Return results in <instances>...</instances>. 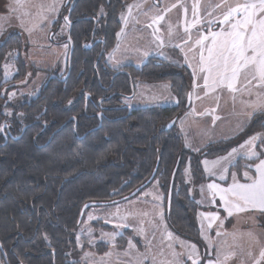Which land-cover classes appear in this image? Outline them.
Masks as SVG:
<instances>
[{"label": "trees", "instance_id": "1", "mask_svg": "<svg viewBox=\"0 0 264 264\" xmlns=\"http://www.w3.org/2000/svg\"><path fill=\"white\" fill-rule=\"evenodd\" d=\"M114 41L115 37L110 36L106 51L114 46ZM24 46L20 35L6 37L0 43V67L14 48ZM97 52V49L88 52L76 48L69 77L63 82H52L44 89V93L61 95L46 99L47 113L43 120L59 131L45 147L34 146L31 136L35 129L31 131L29 127L19 139L9 140L0 147V260L4 264L3 253L8 264H79L71 261L67 252L75 247L77 220L83 204L129 194L150 177L157 162L154 179L148 185L158 182L168 227L180 236L199 241L194 217L200 206L189 194L184 168L190 160L195 164L196 174L203 173L199 159L218 156L231 143L219 141L194 154L184 147L176 124L166 130V125L187 109L191 73L186 66L156 57L149 58L131 76L144 83L169 82L171 92L178 99L177 105L135 109L124 117L103 120L100 128L92 131L98 122L95 116H87L91 109L84 112L80 105L82 98L75 104L71 95L90 92L97 97L102 94L96 80L91 81L97 77L93 68ZM84 56L93 58L83 62ZM97 71L102 81H108V77H103L101 66ZM107 71L112 74L114 70ZM1 72L0 92L5 88ZM121 77L114 79L113 86L129 92L127 79L122 84ZM56 99L61 105L52 103ZM68 101L72 103L66 106ZM0 102V108L11 107ZM17 105V111L22 110L16 116L19 130L34 120V114L22 101ZM70 116L77 118L76 133L74 122L67 121ZM262 125L264 112H257L241 137L264 132ZM256 162L257 159L249 161Z\"/></svg>", "mask_w": 264, "mask_h": 264}, {"label": "rangeland", "instance_id": "2", "mask_svg": "<svg viewBox=\"0 0 264 264\" xmlns=\"http://www.w3.org/2000/svg\"><path fill=\"white\" fill-rule=\"evenodd\" d=\"M59 1L21 0L22 6H17L14 0H0V17L3 18L0 19V43L10 33L18 32L23 36L27 45L28 51L24 53V56L30 63L50 68L56 62L53 56L58 54L62 57L61 69L64 68V52L61 53L60 48L62 50H67V48L64 45L58 46L50 40L54 24L57 22L54 18L58 11ZM156 1L159 6H154L151 15L143 14L140 19L130 21L136 28L130 30L129 20L125 15L123 16L125 25L121 32H118L120 35H117L115 47L107 54V64H110L112 68L124 64L140 68L149 58L156 57L177 66H186L191 73L190 107L183 111L174 123L177 126L176 132H179L183 138L184 147L194 154H199L210 144L219 141L231 143L222 154L199 159L198 164L203 173L196 174L193 168L195 164L190 163V160L184 168L189 194L200 206L194 217L199 231V241L180 236L168 227L164 213V196L158 182L154 181L132 198L87 209L76 229L75 247L70 248L67 255L71 261L79 264H138L141 259L140 254L148 256L144 264H153V257L156 264H161L162 261L173 260V253L177 254L175 259L178 264H193V260L196 264H209V261L215 262L218 258L220 264H255L261 249H264L263 216L259 217L253 212L237 213L234 211L229 216L220 198L210 195L211 190L208 191L207 185L209 183L220 185L229 179L232 171L236 174L240 173L239 171L244 173L243 167L252 165L249 161L254 157H247L245 155L247 148H240V145L248 139L241 137L248 125L243 131L236 129L237 125L245 124L249 120L248 117L245 118L244 113L250 109L246 108L241 101L255 100V93L264 92V88H258L257 81L252 80L253 94L249 96L244 88L246 80L251 79V76L242 75L237 84L240 91L232 93L224 87L209 93L203 87L204 81L200 72L197 70L195 77L193 76V69L197 68L199 60V47L195 46V42L201 34H207V19L222 18L225 9H214V6L221 3V0ZM228 2L235 4L236 2L243 3L245 0H228ZM10 4L15 9L14 11H10ZM53 4H55V10H49ZM194 4L197 5L195 18L203 19L205 23H193ZM208 13L213 15L209 17ZM157 16L163 19L155 21ZM143 24L151 26L150 33L143 32L141 27H137ZM186 27L188 31H185ZM59 29L61 31H55L52 39L64 34L63 22ZM212 30L219 31V24H213ZM161 40L163 44L160 43ZM185 41L190 42L185 43ZM39 48H43L41 52ZM49 48H59V51H50ZM145 52L148 53L147 56L144 55ZM189 64L192 66L190 67ZM0 71H2V82L4 84L11 82L10 79L16 72L14 55H7L4 63L1 64ZM60 71L63 72V70ZM42 80L43 77L38 75L37 81L33 84L20 85L17 90L10 91L6 100H10L13 104L21 101L23 94L37 92ZM194 83L198 86L194 87ZM134 86L135 93L132 99L125 101L132 109L175 106L178 103L167 81L156 83L135 81ZM0 109V116L6 118L8 109ZM203 114H206V117H202ZM214 117L218 119L214 120ZM219 120L221 121L218 123ZM257 142H259V147L257 148V145L255 149L257 154L264 155V144ZM233 148L238 151L232 163L227 165V172H224L220 165L212 163ZM204 161H208V164L205 165ZM221 174L224 175V179H220ZM202 187L203 193L201 192ZM201 213H218L219 219L211 221V227H209V219ZM246 225L249 227L248 232H243V238L235 239L234 236L237 237V235H232V233L241 230L242 226ZM102 226H107L108 229ZM113 233H115L114 236L111 235ZM130 240L134 247L129 246ZM220 240L223 254H220L219 247L214 249ZM191 245L196 246L195 250ZM225 256L229 257L227 261L224 260Z\"/></svg>", "mask_w": 264, "mask_h": 264}, {"label": "flooded vegetation", "instance_id": "3", "mask_svg": "<svg viewBox=\"0 0 264 264\" xmlns=\"http://www.w3.org/2000/svg\"><path fill=\"white\" fill-rule=\"evenodd\" d=\"M154 6H159L158 1L62 0L58 6L59 10L56 19L58 23L52 30L53 33L50 35V40L58 46L64 45V47L67 48V50H62V48H60L61 53L64 52V68L61 69L62 57H60L58 54L57 56H53L56 62L50 68H45L34 65L25 58L24 53L28 51L26 43L24 48H14V50L11 52V55H14V65L16 68V72L10 79L11 82L5 83V88L1 89L3 91L0 92V101H3L5 104L11 105V107L7 110L8 116L6 118H2V116H0V126L3 127V130L0 131V147L4 146L9 140L19 139L25 133L27 127H29L31 131L35 129L31 137L36 148L45 147L47 143L50 142L54 133L59 131V128H50L43 119L47 113L45 105L48 102L46 99L50 97L58 98L61 95L44 93L43 91L50 83L55 81L63 82L69 77L73 63V55L76 48H81L82 50L88 52L95 49L98 50L95 58H87V56H84L82 60L83 62H85V60L87 59H94L93 68L97 77L96 79H92L91 81L92 83H94V81L96 80V82L102 88V94L98 95L97 97L93 96V94H91L90 92L72 94L71 101L77 104L78 101H80L82 98V103L80 104L79 102V104L82 105L83 111L86 112L87 110L91 109L90 113L87 114V116H95L98 125L100 126L103 120L118 119L130 114L132 110H135L130 108L125 101L132 99L133 94L135 93L134 83L138 80L132 77L131 73H133V71L138 68H134L133 66H131V64H124L116 68H111L110 65L107 64V54L108 52H111L113 50L112 48L115 47L117 43V33L121 32V29L125 25V17L123 18V16L125 15L129 20V29L131 30L132 28L136 27H133L130 21L140 19L143 14L151 15ZM65 17H68L67 21L65 20ZM62 22L65 27V32L63 35H60L59 38H53L55 40L54 42L52 36L56 33L55 31H61L59 27ZM137 27H141L143 32L150 33L151 26H149V24H143V26ZM14 34L21 36V34L18 32H14L10 35ZM110 36L115 37L114 46L106 51L105 48L108 45ZM71 48L72 51L69 62V53ZM42 49L43 48H39V52H41ZM49 50L57 52L59 51V48H49ZM54 52H52V54ZM98 66H101V68L104 70L103 77H108V81L101 80V76L97 71ZM109 68L114 70L112 71V74L107 71V69ZM60 70H63V72L61 73ZM38 75H41L43 77L39 90H37V92L23 94L21 100L25 108L31 107V109H29V112L34 114V120L29 123H25L18 130V121L16 119V116L21 115L22 110L17 111L18 102L13 104L10 102V100L7 101L6 98L9 95L10 91L17 90L20 85L27 86L33 84L34 81H37ZM119 75L122 76V84L125 83V78L127 79V82L129 84V92H124L123 90H120L117 87L113 86L114 79ZM63 77H65L64 80H62ZM71 101H68L66 103V106H69L72 103ZM52 103L55 105H61L59 99H56ZM12 106H14V108H12ZM78 108L80 107L78 106ZM108 113L109 116L107 115ZM110 114H114V116H110ZM98 115H100V117ZM71 117L74 116H70L67 121L70 122L72 120L74 122L73 132L76 133L77 120H73L71 119ZM21 121L23 122V120ZM95 129L96 128L92 129V131ZM89 130L87 131L89 132ZM83 137L84 136H82V138ZM3 259L5 260V264H8L6 256L4 254ZM0 264H4V262L0 260Z\"/></svg>", "mask_w": 264, "mask_h": 264}, {"label": "snow or ice", "instance_id": "4", "mask_svg": "<svg viewBox=\"0 0 264 264\" xmlns=\"http://www.w3.org/2000/svg\"><path fill=\"white\" fill-rule=\"evenodd\" d=\"M17 6H22L21 0H14ZM174 7V6H173ZM224 8L222 18L207 19L208 25L207 34H201L199 39L196 40L195 46L199 47V60L197 68L193 69V76L195 77L197 70L202 75L204 84L203 87L207 89V92H214L216 89L226 87L230 92L236 93L240 91L237 84L242 75L251 76V79L246 80L244 90L248 92L249 96L253 93L252 80L257 81L258 88H264V0H245V2H236L231 4L228 0H221L214 6V9ZM10 11L15 9L10 4ZM49 10H55V4L50 6ZM194 21L193 23H205L203 19L195 18L197 13V5H193ZM213 14L208 13L211 17ZM0 19H3L0 17ZM163 19L161 16H157L155 21ZM68 20V17H65ZM154 21V22H155ZM218 23L220 26L219 31H213V24ZM150 26V25H149ZM188 31V28H185ZM171 34V29H170ZM119 36L120 33H117ZM159 39V37H157ZM210 41V43H206ZM190 41H185L188 43ZM163 44V41H160ZM194 46V47H195ZM180 47V45H176ZM206 53V54H205ZM148 55L147 52L144 53ZM187 60V56H185ZM191 67L192 65L189 64ZM7 74V73H6ZM194 83V87H197ZM207 94V93H206ZM256 99L250 101H241L246 108L250 109L244 113L250 120L251 117L257 112H264V92H256ZM191 98V94H189ZM127 99V98H126ZM235 99V97H233ZM71 119L75 120L76 117ZM218 119L214 117V120ZM264 126V125H262ZM244 123L237 125V131H243ZM3 127L0 126V131ZM257 141L264 144V132H258L248 137L243 144L240 145L241 149L247 148L245 155L247 157L257 156L256 146ZM237 149L233 148L226 155L220 156L217 160L213 161L214 165H220L224 172L228 171L227 165L231 164L235 159ZM205 165L208 161H204ZM257 177L252 180L251 183L241 184L236 181V173H232L233 183L227 188H223L216 183H209L207 188L211 190L213 197L219 195L220 200L223 202L224 209L228 212L229 216L233 214V211L242 212L251 209H258L264 212V160H261L256 165ZM245 177L248 173H244ZM220 179H224V175L221 174ZM203 193V187L201 188ZM159 199V198H158ZM209 219V227H211V221L219 219L218 213H201ZM92 219V217H89ZM223 223V221H221ZM109 235V234H105ZM115 235V233L111 234ZM170 235V234H169ZM220 235V233H217ZM129 246L132 245L131 240ZM195 250V245H191ZM141 259L138 264H144V260L148 259L146 254H140ZM176 253H173V260L162 261L161 264H178L175 259ZM191 259V257H189ZM228 256L224 257L227 261ZM153 264H156L153 257ZM193 264L196 261L193 260ZM209 264H220L219 258L217 261H209ZM255 264H264V249H261L259 258L255 261Z\"/></svg>", "mask_w": 264, "mask_h": 264}, {"label": "crops", "instance_id": "5", "mask_svg": "<svg viewBox=\"0 0 264 264\" xmlns=\"http://www.w3.org/2000/svg\"><path fill=\"white\" fill-rule=\"evenodd\" d=\"M62 0H60L59 1V3H58V6H59V4H60V2H61ZM59 10V9H58ZM57 16H58V11L56 12V16H55V20L57 19ZM54 19H53V21H54ZM12 33H14V32H12ZM12 33H10V34H12ZM9 34V35H10ZM8 35V36H9ZM7 36V37H8ZM22 36V35H21ZM22 39L24 40V38H23V36H22ZM25 42V41H24ZM114 61H112V63H113ZM111 63V62H110ZM110 65V64H109ZM110 67L112 68V66L110 65ZM190 92V91H189ZM190 94H191V92H190ZM173 106V105H172ZM189 107H190V105H189ZM188 107V108H189ZM187 108V109H188ZM206 114H203L202 115V117H206L205 116ZM247 116H245V118H246ZM178 120V119H177ZM208 121V120H207ZM221 120H219L218 121V123L220 122ZM248 122H249V120L244 124V128H245V126H247L248 125ZM209 124V123H208ZM244 128H243V130H244ZM184 142V141H183ZM258 143L259 142H257V145H258ZM259 147V146H258ZM257 147V148H258ZM257 159V162L256 163H254V164H252L251 166H244L243 167V169H244V173L245 172H247L248 173V176L247 177H245V175H244V173L242 172V171H240V173H237L236 174V181L237 182H239V183H241V184H247V183H251L252 182V180L253 179H255L256 177H257V172H256V165L257 164H259L260 163V161L261 160H264V155L262 154V153H259V154H257V156H255L254 157V159H250V161L251 160H256ZM232 173H233V171H232ZM232 173L230 174V177H229V179L228 180H226V181H224L223 183H221L220 184V186L221 187H223V188H227L229 185H231L232 183H233V176H232ZM240 175V176H239ZM208 191H210L209 189H208ZM141 192V191H140ZM210 195H211V193H210ZM216 197H219V195H217ZM234 212H236V211H234ZM242 212H253V213H255V214H258L259 215V217L260 216H264V212H262V211H260V210H258V209H251V210H246V211H242ZM237 213H239V212H237ZM248 225H246V226H242V229L241 230H236V232H234V233H232V235L233 234H235V235H237V237H235L234 236V238L235 239H239V238H243L242 236L244 235L243 234V232H248L247 231V228H249V227H247ZM247 236V235H246ZM245 241H247L248 243H251L249 240H247V239H245ZM220 248L221 249V253L220 254H223V249H222V243H221V240L220 241H218L217 242V244L215 245V247H214V249H217V248Z\"/></svg>", "mask_w": 264, "mask_h": 264}, {"label": "water", "instance_id": "6", "mask_svg": "<svg viewBox=\"0 0 264 264\" xmlns=\"http://www.w3.org/2000/svg\"><path fill=\"white\" fill-rule=\"evenodd\" d=\"M71 51H72V48H71L70 53H69V62H70V57H71ZM64 79H65V77L62 78V80H64ZM189 94H190V92H188V94H187V98H186V108H188L189 105H190V99L191 98H189ZM98 116L100 117V115H98ZM175 122H176V119H172L166 125V130H168L169 128H171L174 125ZM99 127H100V125H98L96 129H98ZM157 165H158V162L156 163V165H155V167H154V169H153L150 177L144 183H142L141 185H139L138 187H136L134 190H132L129 194H127V195H125V196H123L121 198H117V199L110 200V201H89V202H86L85 204H83V206L81 207L80 212H79L77 224H79L81 222L82 217L84 216L85 211L87 209H89L90 207H92V206H100V205L117 203V202H121V201H124L126 199H129V198H132V197L136 196L141 190H143V188H145L154 179V176H155V173H156V170H157Z\"/></svg>", "mask_w": 264, "mask_h": 264}]
</instances>
